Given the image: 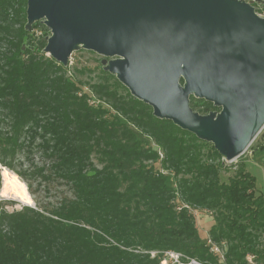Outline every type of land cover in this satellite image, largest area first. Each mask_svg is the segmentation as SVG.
I'll return each instance as SVG.
<instances>
[{
  "label": "trees",
  "instance_id": "1",
  "mask_svg": "<svg viewBox=\"0 0 264 264\" xmlns=\"http://www.w3.org/2000/svg\"><path fill=\"white\" fill-rule=\"evenodd\" d=\"M26 10L27 0H0V109L8 123L0 122V161L33 195V175L46 184L61 180L70 193L51 207L12 211L0 200V264H160L168 251L203 264H248L247 255L263 256L257 177L241 163L222 181L223 156L212 142L156 117L131 92L109 107L92 103L68 67L44 52L48 39L33 45L32 31L42 21L28 30ZM95 88L116 97L106 85ZM190 99L200 113L219 110ZM36 145L46 161L19 166L20 153ZM190 206L215 211L210 234L226 243L225 261L203 240Z\"/></svg>",
  "mask_w": 264,
  "mask_h": 264
},
{
  "label": "water",
  "instance_id": "2",
  "mask_svg": "<svg viewBox=\"0 0 264 264\" xmlns=\"http://www.w3.org/2000/svg\"><path fill=\"white\" fill-rule=\"evenodd\" d=\"M26 13L28 30L50 28L46 54L64 66L80 47L111 58L104 69L156 117L212 142L225 160L264 126V17L251 2L27 0ZM192 95L219 110H194Z\"/></svg>",
  "mask_w": 264,
  "mask_h": 264
},
{
  "label": "rangeland",
  "instance_id": "3",
  "mask_svg": "<svg viewBox=\"0 0 264 264\" xmlns=\"http://www.w3.org/2000/svg\"><path fill=\"white\" fill-rule=\"evenodd\" d=\"M246 1L251 2L255 6V9L259 13V15L264 17V4L261 1ZM50 35V28H48L46 24L42 21V23H40V25L32 31V39L34 42L33 45H37L38 47H40L41 42H43V40H46L47 37ZM2 45L3 44L0 43V52H2L3 50ZM47 55L50 56L49 54ZM104 58L111 59L95 51L80 47L79 49L73 52L72 56L70 57L69 64L66 67H68L67 75L71 78L81 81L83 83L82 85L85 91L91 93L92 98L90 101L92 103H102L106 107H109V105H111V103L116 101L117 99H122L126 101L129 100L130 90L121 81H119L115 74V76H108V74H105L103 72V64L101 63V61ZM116 79L121 84L117 83L118 81ZM100 85L108 86V89L110 91L116 93V97L114 98L111 96L110 98H108L104 95L103 92L98 94L95 90L97 88L95 87H98ZM1 113L2 110L0 109V122L3 123L6 120L1 116ZM2 125L4 127H8L7 122L1 124V127ZM130 126L136 129L133 124H130ZM4 127L3 129H6ZM139 136L141 139H148V137L146 135H143L142 133L139 134ZM149 141L152 145H156L153 140L149 139ZM159 151L162 158L164 153L162 149H159ZM94 159L95 161H97L96 157ZM222 159V161H224V167L221 170L222 181L229 182L230 178L237 173L238 165L242 163L244 164L246 170L250 171L257 177L256 188L258 193H264V126L240 156H238L232 161L225 160L224 157ZM45 161V156L42 154V152L38 149L36 145V147L32 148L31 150L25 149L23 152H21L18 163L19 166L23 165V168L26 169L41 165L40 163ZM155 166L161 169L165 174H167L172 185L176 186V178L173 176V172L171 170L164 169L161 165V161L156 162ZM5 169H8L13 173L15 172L13 170H10L8 167L4 166L0 161V200H2V202L4 203L3 207L10 211L14 209H21L23 205L35 207L45 205L51 207V204H56L59 202L61 196L70 193L68 185L64 184V182H62L61 180H54V182L52 181L46 184L45 182H41L43 180L40 177L33 175L31 179L33 180V183H35L34 189L36 190L34 195L29 193L32 199V203H25L24 201L17 199L12 195L6 196L4 190L8 183L5 179ZM15 174L21 181L26 184L28 189L27 183L23 179H21L17 173ZM41 183L42 185H40ZM177 201L178 203H181L179 199ZM190 210L195 216L196 224L203 240L208 242L209 239H211L210 228L215 222V211L213 209L201 208L197 206H190ZM261 242V247H264V234H262L261 236ZM223 247L225 249V242L223 244ZM249 255H247V260ZM184 259H186V257H184ZM160 264L178 263L176 262V256H172L171 254L165 253V256L160 262ZM248 264H264V255L261 257L254 256L253 262H249L248 260Z\"/></svg>",
  "mask_w": 264,
  "mask_h": 264
},
{
  "label": "bare ground",
  "instance_id": "4",
  "mask_svg": "<svg viewBox=\"0 0 264 264\" xmlns=\"http://www.w3.org/2000/svg\"><path fill=\"white\" fill-rule=\"evenodd\" d=\"M5 171V179L8 183L4 190L5 195H12L17 199L24 201L25 203H32V199L28 192L26 184L21 181L15 173L9 171L8 169H5Z\"/></svg>",
  "mask_w": 264,
  "mask_h": 264
},
{
  "label": "built area",
  "instance_id": "5",
  "mask_svg": "<svg viewBox=\"0 0 264 264\" xmlns=\"http://www.w3.org/2000/svg\"><path fill=\"white\" fill-rule=\"evenodd\" d=\"M207 243L210 245L213 253L218 255V257L221 261H225L226 247L224 249V247H223L224 242L222 243V245H220V244H217L216 242H214L211 238V239H209V241ZM166 253L171 254L172 256H176V262L178 264H203L196 258L186 257V259H184V256L179 252L168 251ZM151 254H152V256H155L156 252L152 251ZM253 258H254V255H249L248 256L249 262H253Z\"/></svg>",
  "mask_w": 264,
  "mask_h": 264
},
{
  "label": "flooded vegetation",
  "instance_id": "6",
  "mask_svg": "<svg viewBox=\"0 0 264 264\" xmlns=\"http://www.w3.org/2000/svg\"><path fill=\"white\" fill-rule=\"evenodd\" d=\"M255 2H257V1H255Z\"/></svg>",
  "mask_w": 264,
  "mask_h": 264
}]
</instances>
